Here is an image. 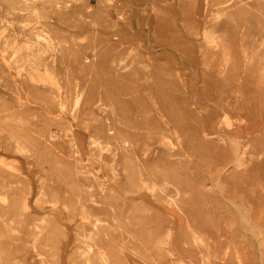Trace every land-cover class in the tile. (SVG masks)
I'll return each instance as SVG.
<instances>
[{
	"label": "rangeland",
	"instance_id": "obj_1",
	"mask_svg": "<svg viewBox=\"0 0 264 264\" xmlns=\"http://www.w3.org/2000/svg\"><path fill=\"white\" fill-rule=\"evenodd\" d=\"M0 264H264V0H0Z\"/></svg>",
	"mask_w": 264,
	"mask_h": 264
},
{
	"label": "bare ground",
	"instance_id": "obj_2",
	"mask_svg": "<svg viewBox=\"0 0 264 264\" xmlns=\"http://www.w3.org/2000/svg\"><path fill=\"white\" fill-rule=\"evenodd\" d=\"M231 4V3H230ZM223 6V5H222ZM206 12V11H204ZM226 12V11H225ZM223 13V12H222ZM220 14V13H219ZM224 14V13H223ZM221 14V15H223ZM216 19V18H215ZM45 32V31H44ZM49 34V33H48ZM43 35V34H42ZM37 36H39L37 34ZM41 37V36H40ZM44 39V38H43ZM40 40V39H38ZM47 40V39H46ZM42 41V40H41ZM47 42V41H46ZM49 42V47L52 45V43L50 41ZM217 44L214 46L216 47L214 52L212 53V57L214 59V63L211 62V68L214 71L215 77L217 79L218 82V89H217V97L216 98H221L224 101H226L228 103V105L236 108V109H240L241 106L239 105V102H241V104H243V101L245 100L247 94L251 91V88L253 87V85L250 83L249 85H246L245 83V79H246V75H247V71L243 70V68L241 69L242 63H231L230 59L227 56H219V41L216 40ZM36 46V41L34 38H29L25 41V48L29 51V55H32L33 52L31 50H33V47ZM42 51H45V49H41ZM221 57V58H220ZM244 66V65H243ZM246 69V68H245ZM19 74V73H18ZM47 75V74H46ZM57 75V74H56ZM50 77V75H49ZM34 80V79H33ZM44 80V79H43ZM38 81V82H42ZM47 80V79H46ZM32 81V80H31ZM48 82V81H47ZM55 82V81H54ZM32 83V82H31ZM42 84V83H41ZM45 84V83H44ZM59 84V83H58ZM59 86V85H58ZM140 91V90H139ZM137 93H138V89H137ZM140 93V92H139ZM139 95V94H138ZM81 97L78 96L77 100L75 101V110L79 111V113H86V114H91L94 115L95 113V102L94 101H89V105L87 104V100L81 102ZM84 100V99H83ZM91 100V99H90ZM54 102V101H53ZM86 103V104H85ZM200 102H198L199 104ZM212 104H215L216 101L211 99ZM47 104V103H46ZM201 104V103H200ZM209 104V102H208ZM62 105V104H61ZM203 105V103H202ZM207 105V104H206ZM201 106V105H200ZM106 107V106H105ZM203 107V106H202ZM201 107V108H202ZM101 108V107H100ZM219 108V107H218ZM224 109V107H223ZM62 110V109H61ZM221 110V108H220ZM54 112V111H53ZM74 112V109H73ZM213 112V110H212ZM221 112V111H220ZM219 113V112H218ZM51 114V113H50ZM205 114V113H204ZM211 114V113H210ZM65 115V114H63ZM62 115V116H63ZM214 115V114H213ZM55 116V115H54ZM60 116V115H59ZM67 116V115H66ZM215 116V115H214ZM64 117V116H63ZM75 117V116H74ZM224 117V116H223ZM59 118V117H58ZM222 118V117H221ZM60 119V118H59ZM64 119V118H63ZM66 120V119H65ZM224 120V119H223ZM245 120V119H244ZM215 121V120H214ZM218 121V120H217ZM67 122V121H66ZM72 122V121H71ZM230 123V122H229ZM228 123V124H229ZM72 124V123H70ZM69 124V125H70ZM220 124V123H219ZM74 125V124H73ZM231 125V124H230ZM71 126V125H70ZM220 125H217L216 127H218ZM222 127V125H221ZM233 127V126H231ZM101 128V127H100ZM62 129V128H60ZM229 129V128H228ZM110 130V134L111 133H115L114 130L109 129ZM165 130V129H164ZM168 130V129H167ZM157 133V132H156ZM159 134V133H158ZM210 134V132H209ZM112 135V134H111ZM148 136V135H147ZM229 137V136H228ZM75 138L74 136L72 137L71 140H69V144H71L73 146V148H70L72 152H74V156L77 158H80V149L77 148V140L73 139ZM151 138V135H150ZM145 139V138H144ZM158 139V138H155ZM230 139V137H229ZM144 141V140H143ZM148 142V140H147ZM152 142V141H150ZM232 143V142H231ZM150 144V143H149ZM236 146V145H235ZM149 147V145H148ZM238 147V145H237ZM241 148V147H240ZM145 150V149H144ZM239 150V149H238ZM75 153H78V155H76ZM115 153V152H114ZM76 158V159H77ZM240 170V169H239ZM247 171V170H246ZM111 184V183H110ZM106 188V185H105ZM107 190V189H106ZM179 192L178 194H182L183 198L187 201V202H191L192 201V196L190 194V192L187 190V192H185L183 194V192H181V190L178 188L177 189ZM104 192V191H103ZM179 197V196H177ZM96 200V198H94ZM94 200V201H95ZM172 200H176V197H173ZM183 200V199H182ZM113 212V211H112ZM114 214V213H113ZM112 214V215H113ZM85 215V214H84ZM101 222V221H98ZM108 222V221H106ZM116 222V221H115ZM104 223V222H103ZM109 223V222H108ZM97 227V225H96ZM95 227V228H96ZM87 233V232H86ZM157 234V233H156ZM99 242V240H98ZM126 244V243H125ZM123 247L122 241H117L116 247H111L109 245H106L105 253L106 255L114 256L115 254L117 255V250H119V248ZM102 250V249H101ZM103 250V251H104ZM119 253V252H118ZM158 257V256H157ZM147 260V259H146ZM158 262L159 258L157 259ZM145 263V262H144Z\"/></svg>",
	"mask_w": 264,
	"mask_h": 264
}]
</instances>
